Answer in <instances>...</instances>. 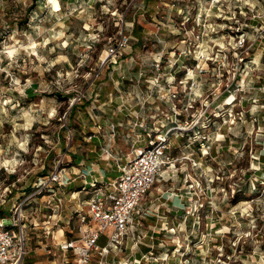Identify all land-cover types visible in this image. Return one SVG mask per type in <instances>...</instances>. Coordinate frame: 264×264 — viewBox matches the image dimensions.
Wrapping results in <instances>:
<instances>
[{"label":"rangeland","instance_id":"374dc122","mask_svg":"<svg viewBox=\"0 0 264 264\" xmlns=\"http://www.w3.org/2000/svg\"><path fill=\"white\" fill-rule=\"evenodd\" d=\"M195 19L202 20L204 46L215 50L245 23L256 36L264 0H0V211L8 215L23 200H38L33 204L39 206L49 189L44 182L67 164L79 134L93 129L91 116L101 113L112 89L111 68H101V60L121 33L133 38L114 65L121 60L130 65V74L119 81L134 96L147 88L150 73L144 77L140 71L149 70L156 53L184 48L190 29L198 30ZM134 23L141 26L140 37L132 34ZM249 52L253 71H243L241 91L230 94L241 101L234 106L240 118L229 123L224 107L223 117H213L205 129L209 153L195 207L149 243L143 236H127L108 264H264V39ZM169 61H174L171 55ZM228 72L220 86H211L209 78L208 91L222 92ZM261 111L262 118L253 116ZM235 143L234 157L226 148L232 151ZM190 147L197 156L198 142ZM44 209L33 215L36 225L27 221L25 264H77L71 249H62L54 235L45 233L43 215L52 211ZM82 228L74 216L62 243L81 244ZM105 240L103 234L99 243ZM139 250L141 256L135 255ZM98 259L92 253L88 264Z\"/></svg>","mask_w":264,"mask_h":264},{"label":"built area","instance_id":"2783aa9c","mask_svg":"<svg viewBox=\"0 0 264 264\" xmlns=\"http://www.w3.org/2000/svg\"><path fill=\"white\" fill-rule=\"evenodd\" d=\"M258 17L262 19V16ZM201 21L194 20L198 30L190 29L184 48L168 54L156 53L149 70L140 71V76L144 77L150 73L145 79L147 88L134 96L129 95V98H135L139 106L138 111L132 109L133 125L140 131L136 136L147 134V144L134 148L125 161L118 163V178L101 185L92 182L88 210L78 216L80 225L84 227L82 242L75 244L69 241L61 245L62 249H71L78 256L77 264H88L92 253L99 257L96 264H108L107 258L120 250L123 240L129 235L135 237L134 220L142 198L163 172L174 170L183 159H190L188 155L175 157L172 154L176 138H185L187 147L198 142V150L206 156L209 147L205 129L210 126L211 119L223 117L221 111L224 107H230L227 114L229 123L240 118V112L234 106L241 101L230 94L241 91L242 72L252 69L249 51L255 41L264 39V21L255 30L254 38L244 28L248 27L245 23L231 30L230 41L225 47L216 46L215 50L204 46ZM250 29L253 28L250 26ZM132 38L131 34L121 33L106 49L101 68L116 64ZM169 55L174 61L167 63ZM178 58L184 61L178 63ZM227 72L231 77H226L228 83L224 84L223 91L209 92V78L214 80L211 86H220ZM226 92L229 95L222 98ZM141 110L146 113L143 115ZM105 152L109 154L108 150ZM192 162L200 168L201 164ZM63 181L62 169H56L44 183L63 184ZM24 202L16 205L8 215L0 216V264H24L28 253L23 223ZM103 234L106 242L100 245L99 239Z\"/></svg>","mask_w":264,"mask_h":264},{"label":"crops","instance_id":"0c3cea01","mask_svg":"<svg viewBox=\"0 0 264 264\" xmlns=\"http://www.w3.org/2000/svg\"><path fill=\"white\" fill-rule=\"evenodd\" d=\"M125 61L127 62V60ZM119 62L118 66L113 64L107 67L111 68L107 74L111 80L112 89L101 104L100 112L102 114L91 116L93 126L90 128L93 129L89 134L82 131L83 135L79 134L75 150L66 154L67 164L60 168L64 178L63 184L49 182L47 194L42 196L39 206L33 204V201L38 203V200L35 199L29 200L25 204L24 221L26 219V226L27 221L30 225L32 223L36 225L33 215L39 217L38 212L45 211L44 208L52 211L47 217L43 215L45 219L42 225L46 230L45 233L54 235L53 242L60 246L63 244L61 239L64 236L65 226L71 222L74 216L78 220L80 212H87L92 182L101 185L118 178L120 175L118 163L125 161L133 153L134 148L147 144V134L136 136L140 131L133 125L135 118L132 109L139 110L137 100L129 98L128 92L131 87H127L119 81L120 75L130 74L128 71L130 65H123V60ZM142 113L144 115L145 110ZM261 113L262 111L253 112V116L262 118ZM226 149L235 157L236 143L232 151L229 148ZM105 150H108L109 154ZM198 151L197 149L198 155L195 156L196 151L190 146L187 147L185 138L178 139L173 145L172 154L175 157L187 154H189V158L190 155L194 157L188 161H179L172 171L163 172L152 189L142 198L133 226L137 238L143 236V240L149 243V240L159 237L158 234L160 231H164L167 223H174L175 217H182L184 213H188L195 207L197 202L195 190L202 176L201 171L204 170L205 162L204 156L201 152L200 156ZM261 155L264 156V152ZM192 160L201 164L200 168L194 165ZM67 202H73V205L70 206ZM27 215L32 216V219L29 220ZM62 223L65 226L61 225ZM141 254L142 252L139 250L135 255L141 256ZM26 264L36 263L28 260Z\"/></svg>","mask_w":264,"mask_h":264},{"label":"trees","instance_id":"16d2710c","mask_svg":"<svg viewBox=\"0 0 264 264\" xmlns=\"http://www.w3.org/2000/svg\"><path fill=\"white\" fill-rule=\"evenodd\" d=\"M140 31H141V26H139L138 24L134 23V25H133V29H132V34H133L134 36H136V37H140ZM75 108H76V106L73 105V106L71 107V111H73ZM46 175H47V174H45V173L42 174V176H44V177H45ZM46 177H48V176H46ZM262 178H263V180H264V176H263ZM24 208H25V203H24ZM0 216H6V215H5V213H3V212L0 211ZM23 223H24V225H25L26 242H27V226H26V224H25V221H24Z\"/></svg>","mask_w":264,"mask_h":264},{"label":"bare ground","instance_id":"6f19581e","mask_svg":"<svg viewBox=\"0 0 264 264\" xmlns=\"http://www.w3.org/2000/svg\"><path fill=\"white\" fill-rule=\"evenodd\" d=\"M54 5H55V7L59 8V4L57 1H55Z\"/></svg>","mask_w":264,"mask_h":264}]
</instances>
